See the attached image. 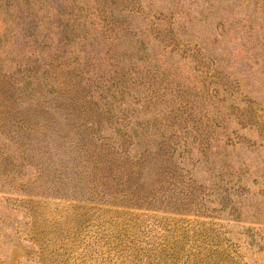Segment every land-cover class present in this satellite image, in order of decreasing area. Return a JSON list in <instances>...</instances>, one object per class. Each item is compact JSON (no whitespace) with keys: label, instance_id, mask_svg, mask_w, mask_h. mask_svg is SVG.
Masks as SVG:
<instances>
[{"label":"rangeland","instance_id":"1","mask_svg":"<svg viewBox=\"0 0 264 264\" xmlns=\"http://www.w3.org/2000/svg\"><path fill=\"white\" fill-rule=\"evenodd\" d=\"M86 7L95 15L85 19ZM97 9L117 24L106 27ZM131 50L146 52L161 72L178 68L176 76L146 81ZM0 60V264H264V0H0ZM122 64L132 75L124 97L110 83ZM37 72L40 89L29 95L56 103L33 104L32 112H67L76 99L97 112H136L141 121L182 108L184 98L194 99L195 112H213L215 171L189 167L205 188L198 206H100L42 184L31 167L2 162L11 145L3 133L10 124H1L28 110L7 107L25 103ZM186 131L193 133L189 123ZM38 134L45 143L49 134ZM180 141L176 156L204 160L202 142Z\"/></svg>","mask_w":264,"mask_h":264},{"label":"trees","instance_id":"2","mask_svg":"<svg viewBox=\"0 0 264 264\" xmlns=\"http://www.w3.org/2000/svg\"><path fill=\"white\" fill-rule=\"evenodd\" d=\"M77 10L76 17L83 18V9ZM91 10L86 7L85 19L95 15ZM100 11L96 10V18L106 27L117 24L113 19L100 16ZM76 23L78 24L72 26L74 30L79 27V22ZM115 50L121 49L117 46ZM131 52L132 62L139 64L147 74L146 81H158L161 84L176 76L178 68L168 66L169 72H161L157 61L154 65H149L150 58L146 52ZM148 65L150 67H146ZM126 70V64H122L110 81L114 91L121 97L129 89L124 79L132 77L129 74L131 71L127 73ZM172 70L174 71L171 72ZM39 76L37 72L34 79L27 83V88L23 91L27 96L25 103L23 101L19 104L14 99L7 107L9 112H18L21 105H25L28 110L25 117L11 116L9 121L5 118L1 124H10L8 131L2 128L1 132L4 130L5 139L11 145L9 147L13 146L12 155L18 157L11 159L12 155H9L7 147L1 157L2 162L15 160L21 167H31L43 178L42 184L48 181L62 189H71L76 194L85 196V202L100 206L138 211L179 210L187 209L190 205L198 206L200 193L205 188L198 184L199 171L191 174L189 167L207 165L211 171H215L209 158V143L219 131L213 112L206 109L202 112L201 108L200 112H195L198 105L192 98L189 101V98H184L181 104L183 107L174 112H150V116H144L141 121L138 119L143 116L136 112H97L90 106V102H85L88 106L84 107L76 99H71V103L66 104L67 112L62 109L55 112H32L33 104L48 109L56 103V98L50 99L48 96L47 99L40 100L32 99L29 95L30 91L40 89ZM185 110L189 112H182ZM14 118L18 119L12 121ZM187 122L193 133L186 131ZM175 126H183L182 131ZM45 132L49 134L45 143L39 142L37 135L41 134L38 133ZM181 139H191L193 144L202 142L205 145L201 147L204 160L200 162L197 159L194 164H188L183 161L182 154L176 156ZM184 145L187 147L185 141Z\"/></svg>","mask_w":264,"mask_h":264}]
</instances>
